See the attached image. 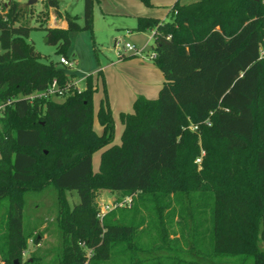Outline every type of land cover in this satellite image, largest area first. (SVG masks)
Segmentation results:
<instances>
[{
	"label": "trees",
	"instance_id": "trees-1",
	"mask_svg": "<svg viewBox=\"0 0 264 264\" xmlns=\"http://www.w3.org/2000/svg\"><path fill=\"white\" fill-rule=\"evenodd\" d=\"M97 1L84 0L81 24L79 15L60 12L57 0H42L46 17L52 8L67 23L44 27L58 55L70 59V32L92 35ZM168 14L167 20L137 17L136 30L154 31L152 61L165 81L156 98L139 95L131 112L119 114L123 129L115 143L105 89L94 109L100 71L86 75L79 89L74 73L42 61L27 40L32 27L18 1L0 12V101L46 90L53 80L65 91L62 100L15 99L0 119L5 264H264V0H176ZM47 187L55 192L57 243L43 249L37 248L42 220L25 227L23 209L27 192ZM98 190L136 198L100 221ZM66 191L79 197L71 208ZM139 203L158 217L152 227L158 243H139L143 219L108 217L121 209L125 219ZM166 210V218L177 216L188 227L182 244L169 237ZM28 239L36 249L24 259Z\"/></svg>",
	"mask_w": 264,
	"mask_h": 264
},
{
	"label": "rangeland",
	"instance_id": "rangeland-1",
	"mask_svg": "<svg viewBox=\"0 0 264 264\" xmlns=\"http://www.w3.org/2000/svg\"><path fill=\"white\" fill-rule=\"evenodd\" d=\"M25 8L24 17L28 20L29 25L32 27L27 40L32 43L35 51L40 55L42 61H54L57 62L60 55L56 53V46L45 41L46 39V26L50 27V10L49 15L46 17L44 14V6L41 0H37L36 3L28 5V0H16ZM155 5L148 6L140 0H100L94 4L93 7V32L92 35L89 31H72L69 34L70 46L68 49V55L72 59L73 66L67 68L68 72H72L75 76L72 82L79 88L82 89L85 85V76L92 73L98 64L103 65L104 62L110 60H116V52L114 49V40L120 41V44L128 42L135 46V44L141 46L147 39V34L127 32V28H131L136 24L137 15H161L166 10V2L168 0H153ZM182 2L188 0H181ZM60 8L67 9L72 14L80 16L79 23L83 24V12H84V0H59ZM140 3V4H138ZM158 4L159 6H156ZM169 18V17H168ZM153 41L147 43L142 52L145 59H149V56L153 52ZM126 53H133V51H125ZM59 65V64H58ZM61 65V64H60ZM64 66V65H61ZM98 70H96L97 72ZM109 74L111 73L108 71ZM106 75V74H105ZM107 75L105 76L106 79ZM104 79L98 78V91L94 94L93 102L94 107L98 106L100 98L104 94ZM115 80V79H114ZM109 87L112 91L118 90V84H115L113 80H109ZM114 82V83H113ZM106 90V89H105ZM64 96L54 97L56 100H62ZM132 111V109H130ZM117 127L119 126L118 118ZM98 128V127H97ZM99 130V128H98ZM118 143L119 140L114 141ZM100 150L93 154L92 166L94 170H97L99 163ZM201 165H197L199 170ZM130 194H123L121 192H115L111 190H98L94 194L93 203L96 210H98L99 203L102 201L120 200ZM66 199L69 207L71 208L74 204L79 201V197L75 191H66ZM136 198V194H133ZM26 204L23 209V222L25 227L34 223L36 217L42 220L43 226L41 229H45L44 234L40 240V246L43 249H50L57 243V234L54 231L52 221L55 217V192L51 187H47L40 192H27L25 196ZM146 204V203H145ZM8 202L4 198L0 202V223H5L6 210ZM150 207V205L147 204ZM146 206V207H147ZM124 207V206H123ZM178 206H175L177 212ZM138 211V212H136ZM125 213H130V216L122 219L123 215L121 209H117L108 214L113 220L120 219L126 222L134 219L135 222H139L143 219L142 227L138 228V233L141 232L139 237V243L143 246H149L152 243H158L157 231L153 229V226L158 225V217L153 212L145 210L144 205L139 203L138 209L131 208L127 209ZM167 210L163 213L165 219L166 228L171 239L178 240V244H182L181 235L186 232V225L183 221L178 220L177 216L174 218H166ZM207 221V218H206ZM44 227V228H43ZM4 230L3 226L0 230V234ZM83 243V242H82ZM81 243V244H82ZM36 247L32 244H28V249L23 256L27 258ZM84 251L87 255H90V250L84 246ZM51 258V255L47 256V260Z\"/></svg>",
	"mask_w": 264,
	"mask_h": 264
},
{
	"label": "crops",
	"instance_id": "crops-1",
	"mask_svg": "<svg viewBox=\"0 0 264 264\" xmlns=\"http://www.w3.org/2000/svg\"><path fill=\"white\" fill-rule=\"evenodd\" d=\"M57 1H58V10L60 12H64V11L68 12L67 9H61L60 8V2H59V0H57ZM98 1H100V0H98ZM175 1L176 0H168L166 2L167 8H166V10H164L162 12L161 15H157V16L137 15L136 16V24H137V17H139V16H149V17L159 18L160 20H167L168 16H169V14H168L169 10ZM154 3L155 2L153 0H150V6L155 5ZM138 4H140V3H138ZM156 6H159V5L156 4ZM50 11H51L50 12V22H51L50 25H51V27H55L53 25H56V27L66 28L67 27L66 21L62 17H56L52 8H50ZM53 16H55V24L53 21ZM136 24H135V26H132L131 28H127V32H129L131 34H134V33L147 34L146 35L147 39L141 46L135 44V47L137 49H140L141 53L140 54H134L132 52L131 53H125L124 56L121 58H119L116 54V60H110L109 62L106 61L103 63V65L98 64V68H96L92 72V74L95 75L96 70H99L100 71L99 77L104 79L103 81H104V85H105V89H106V93H107V98H108L109 106H110L112 116L114 119V141L120 140V135H121V132L123 129V125L120 121L119 114L121 112H131L130 109H132L133 102L136 99V97L139 95H142V96H144L146 98H150V99L156 98L158 95V91H159L160 87L162 86L163 82L165 81L164 76L162 74V71L153 63L152 58H150V56H149L150 60L145 59V57H143V55H142L144 47L147 45V43L150 42L151 40L153 41L152 36H153L154 31L153 30L138 31L135 29ZM115 41H119V40L115 39L114 43H115ZM114 43H113V45H114ZM108 71H110L111 73L109 74ZM105 74L107 75L106 79H105V76H106ZM109 80H113L114 82L116 81L115 84H118V90L117 91H114V90L112 91V89H110L111 87H109V83H110ZM97 81H98V79H97ZM97 84H98V82H97ZM93 98H94V96H93ZM97 108H98V106L94 107L95 112H96ZM115 117L118 118V122H119L118 127H117L118 123H117ZM93 127L97 133H100L102 131V127L98 123L96 117L94 118ZM97 127L99 128V130ZM92 157H93V155H92ZM99 159H100V155H99ZM92 160H93V158H92ZM98 165H99V163H98ZM92 168H93V166H92ZM94 171H96V170H94ZM115 192H117V191H115Z\"/></svg>",
	"mask_w": 264,
	"mask_h": 264
},
{
	"label": "built area",
	"instance_id": "built-area-1",
	"mask_svg": "<svg viewBox=\"0 0 264 264\" xmlns=\"http://www.w3.org/2000/svg\"><path fill=\"white\" fill-rule=\"evenodd\" d=\"M10 1L11 0H0V12H3L4 7H6ZM53 21L55 24V16H53ZM53 26L56 27V25H53ZM50 27H51V25H50ZM114 49H115V52L119 58L124 56V54L126 53L125 51H133L134 54H140L141 53L140 49H137L134 45L129 44L128 42L121 45L120 41H115ZM259 54H260V58L264 57V50L262 48H260ZM154 55H155V53L152 52L150 55V58H153ZM57 62L61 65L68 66V67L73 66L72 60L68 59L67 57H65L63 55H61L59 57ZM64 94H65L64 88L58 87L56 81L53 80L52 83L50 84V86L46 90L33 91L28 95H17L16 97L8 98L5 101H0V119L4 113L5 108L8 105H10L15 99L24 98L26 100L33 101L34 98H38V97L45 96V97L54 98V97L64 96ZM206 121L208 122V120H206ZM189 128L191 130H196L197 125H190ZM202 154H203V151H202ZM201 156L202 155H200L199 157H197L195 159V162L197 164H200ZM132 196H133V194L129 195V196H125L124 198H122L120 200H111V201L100 202L99 207H98L97 217L101 221L103 219V217L112 209H115L117 207H123V206L130 207L132 204ZM29 243H32V239H28V244ZM82 245H84V243H82ZM26 251L23 252V256L25 255ZM0 264H5V262L1 258H0Z\"/></svg>",
	"mask_w": 264,
	"mask_h": 264
},
{
	"label": "water",
	"instance_id": "water-1",
	"mask_svg": "<svg viewBox=\"0 0 264 264\" xmlns=\"http://www.w3.org/2000/svg\"><path fill=\"white\" fill-rule=\"evenodd\" d=\"M36 1H37V0H28V1H27V4H28V5H32V4L36 3ZM254 1H258V0H254ZM45 41H47V39H45Z\"/></svg>",
	"mask_w": 264,
	"mask_h": 264
}]
</instances>
